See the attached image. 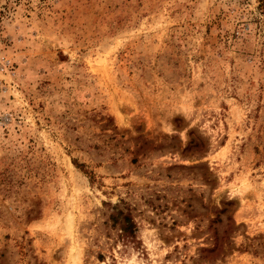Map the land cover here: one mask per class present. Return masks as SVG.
Returning <instances> with one entry per match:
<instances>
[{
    "label": "rangeland",
    "instance_id": "1",
    "mask_svg": "<svg viewBox=\"0 0 264 264\" xmlns=\"http://www.w3.org/2000/svg\"><path fill=\"white\" fill-rule=\"evenodd\" d=\"M0 264H264V0H0Z\"/></svg>",
    "mask_w": 264,
    "mask_h": 264
}]
</instances>
